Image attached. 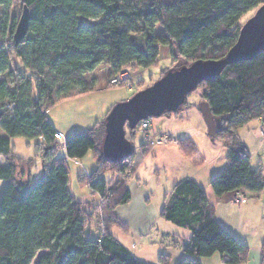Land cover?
Wrapping results in <instances>:
<instances>
[{"label": "trees", "instance_id": "16d2710c", "mask_svg": "<svg viewBox=\"0 0 264 264\" xmlns=\"http://www.w3.org/2000/svg\"><path fill=\"white\" fill-rule=\"evenodd\" d=\"M12 2L0 0V157L6 159L0 166V264H151L135 258L111 233L113 225H120L116 206L130 199L127 182L135 169L133 147L123 159L103 155L109 110L63 143L55 138L49 110L94 91L96 80L84 75L100 64L108 66L111 77L121 70L132 73L154 66L163 46L170 48L171 60L182 57L183 65L222 58L264 0H19L29 17L27 33L18 44L13 40L16 19H6ZM177 67L171 64L159 77ZM143 82H137L136 91L154 81ZM194 91L218 118L214 136L227 149L226 167L208 182L213 195L262 192L263 174L251 167L238 129L255 119L264 122V51L226 66ZM142 123L133 129L125 126L130 142ZM12 137L36 141L41 161L36 179L30 174L32 159L12 152ZM175 142L184 155L198 154L190 137ZM144 146L152 147L142 144L144 153ZM58 149H64L65 157H57ZM89 151L96 167L79 180L99 198L75 201L68 189L67 162L79 161ZM159 215L189 230L177 264H202L201 258L215 253L226 257V264L247 262L249 246L217 222L214 205L195 180L174 183ZM94 224L99 233L89 238L86 233ZM170 258L161 253L156 264H169ZM259 264H264V241Z\"/></svg>", "mask_w": 264, "mask_h": 264}, {"label": "rangeland", "instance_id": "374dc122", "mask_svg": "<svg viewBox=\"0 0 264 264\" xmlns=\"http://www.w3.org/2000/svg\"><path fill=\"white\" fill-rule=\"evenodd\" d=\"M20 13L19 0H13L6 18L7 22L11 23L14 19L17 22ZM156 30L159 31L158 27ZM185 63L186 61L179 56L171 60L170 48L163 46L159 52L158 62L154 66L138 69L131 73V82L133 83L131 89H128L125 85L103 89L96 88L86 95L77 97V99L59 102L48 113L50 121H58L55 127L57 128L58 126L57 130L60 129L62 131V137L58 141L63 143L76 129L86 130L92 127L95 122L103 118L115 103L126 100L133 95L137 90V82L140 79H144L143 84L146 85L150 80H157L161 70L170 67L171 64L173 66H181ZM11 64L12 67H15V58L12 59ZM84 76L88 80H96V83L103 81L106 86L111 77V71L105 64H100V67L98 66L94 71L88 72ZM200 103L201 99L198 91H193L187 96L185 103L177 111L166 112L160 116L149 117L147 119L151 134L160 132L172 137V140L167 145H155L149 148L144 146L147 150L144 153L141 145L148 143L143 136V131L136 129L134 135L131 137L129 135L134 150L132 157V169H135L133 178L142 187L147 189L155 205L162 203L164 193L170 191L175 181L178 182L184 177L194 175L201 181L200 185L204 189L207 198L210 200L215 198L208 187V182L226 167L228 161L227 149L215 136L207 134V127L199 109ZM238 133L241 134L239 137L251 156L250 164L252 168L261 170L264 179V122L259 119L252 120L240 127ZM191 136L196 143L195 147L198 149V154L192 158L184 155L175 142L176 139ZM35 145V140H27L22 137L10 138V146L13 153L32 159L30 169L32 179H36L41 173V161ZM64 153V149H58L57 157H65ZM79 161L87 167L88 172H91L96 167V160L93 158L92 151H89ZM5 162V157L1 156L0 166L5 165ZM67 163L69 167L68 186L74 197L80 202L97 201L99 197L93 195L88 186L83 185L81 180H79L80 175L85 174L81 163L77 164L73 160H69ZM103 176L108 177L109 174L104 173ZM3 186L4 181L0 180V197ZM246 195L245 198H249L251 194ZM262 196L264 199V189ZM163 224H166L167 229H171L173 231L171 233L174 234H171V236H156V228H159ZM247 225L259 232V238L260 233L264 236V204L262 207L259 204L254 209L247 220ZM123 226L124 223L122 221H120V225H113L111 233L121 243L135 251V258L139 260H142V258L151 260L153 250L159 246L165 249V253L171 251L172 256L169 264H177L176 261L178 259L176 260L175 257L183 242V238L177 237L175 233L178 235L189 234V230L174 225L162 218L159 219L158 224L154 225L151 232L142 237V239H137L131 232L122 228ZM96 227L99 228L96 224L90 227L86 233L87 237L95 238L98 235L99 231L98 229L96 230ZM172 236L174 237L173 239ZM257 239L258 237H252L250 241L255 242ZM241 241L243 242V240ZM260 243L259 239V245ZM159 255L153 258L154 263L158 262ZM33 264H35L34 261Z\"/></svg>", "mask_w": 264, "mask_h": 264}, {"label": "water", "instance_id": "95a60500", "mask_svg": "<svg viewBox=\"0 0 264 264\" xmlns=\"http://www.w3.org/2000/svg\"><path fill=\"white\" fill-rule=\"evenodd\" d=\"M29 11L23 6L13 31L18 44L28 29ZM264 51V3L242 25L235 43L219 59L196 60L187 65L167 70L152 84L136 91L128 99L115 103L105 117L102 152L109 159H123L132 152L131 142L125 135V126L133 129L140 121L177 111L187 96L197 86L219 75L237 61L250 60ZM200 112L207 127V134L214 136L218 118L213 116L207 102L201 101Z\"/></svg>", "mask_w": 264, "mask_h": 264}, {"label": "crops", "instance_id": "0c3cea01", "mask_svg": "<svg viewBox=\"0 0 264 264\" xmlns=\"http://www.w3.org/2000/svg\"><path fill=\"white\" fill-rule=\"evenodd\" d=\"M96 88H101V89L106 88L105 83L103 81L96 83ZM56 122L58 121L53 120L52 122L54 127L57 124ZM57 128L55 127L56 131L62 134V131L60 129L57 130ZM238 134L239 136H241L240 133ZM190 138L192 139L193 137L191 136ZM192 140L195 143L194 139ZM74 162L77 164L81 163V166H83L82 167L83 172L85 173L88 172L87 167L82 165V162L80 161H74ZM184 178H191L195 180V182L199 186H201L200 185L201 181H199V179L195 175L184 177ZM176 182L177 181H175V183ZM127 187L130 191V199L126 203L117 205L114 210V213L116 215V218L119 220V222L122 221L124 223L127 231L131 232L137 239H142V237L146 236L147 234L151 232V229L154 227V225L158 224L159 219H161L159 213L164 204V196L161 201L162 203L160 205H155L147 189L145 187H142L140 183H138L134 178H131L128 180ZM68 189H69V186H68ZM167 192L168 191H166L164 195ZM69 193L73 200L78 201L76 197H74V195L71 193L70 189H69ZM234 194L235 192H231V193L224 195L223 197L217 198L214 196L215 198H212V200L210 199L208 200L214 205L215 219L217 220V222L220 225H222L227 231H229L233 236H235L239 240H243V242H245L249 246V249H250L249 258L247 262L243 264H259L260 263V247L264 241V236H262L260 233V238H259V232L255 228L248 227L247 220L249 216L252 214V212L254 211V209H256L259 206V204L261 207L264 204L262 192L257 193V194L246 193L248 195L251 194L249 198L248 197L245 198L247 195L244 193H241L240 194L241 201L238 203H233L231 201ZM165 225L166 224H163L162 226H159V228L158 227L156 228V236H165V235L171 236V234H174V233H171L173 231H171V229H167ZM175 235H177V237L179 236L183 238V242H182V245L180 246V250L178 251L177 256L175 257L176 260L178 259L176 262H178L184 255L183 246L185 242L187 241L189 234L178 235L177 233H175ZM252 237H258L257 241L251 242L250 240H252ZM173 238L174 237L172 236V239ZM259 239L261 241L260 245H259ZM121 244L134 257L136 256L135 251H133V249L124 245L123 243ZM161 253H165V249L158 246L155 250H153V256L151 257L152 258L151 260L144 259L142 257L140 258H142V260H145V262L156 264L154 263L155 261H153V258H155L158 254H161ZM165 254L172 256L171 251ZM225 259L226 257H223L219 255L218 253H215L210 257L201 258V263L202 264H226Z\"/></svg>", "mask_w": 264, "mask_h": 264}, {"label": "built area", "instance_id": "2783aa9c", "mask_svg": "<svg viewBox=\"0 0 264 264\" xmlns=\"http://www.w3.org/2000/svg\"><path fill=\"white\" fill-rule=\"evenodd\" d=\"M110 84L115 86L124 84L128 89L133 87V83L131 82V72L128 70H121L114 74L109 80ZM140 129L143 131V136L146 139L148 145H166L169 143L168 135L162 134H151L149 132V123L148 120H143V123L140 125ZM62 134L57 132L55 133V138L60 139ZM233 203H238L241 201V197L238 193H235L232 200Z\"/></svg>", "mask_w": 264, "mask_h": 264}]
</instances>
